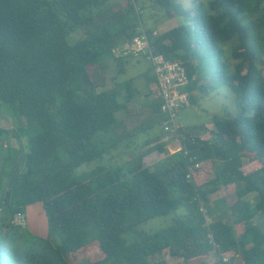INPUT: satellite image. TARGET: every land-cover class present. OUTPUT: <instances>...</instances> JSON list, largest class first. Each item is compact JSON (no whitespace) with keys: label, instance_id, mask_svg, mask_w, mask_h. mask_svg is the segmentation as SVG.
I'll list each match as a JSON object with an SVG mask.
<instances>
[{"label":"trees","instance_id":"1","mask_svg":"<svg viewBox=\"0 0 264 264\" xmlns=\"http://www.w3.org/2000/svg\"><path fill=\"white\" fill-rule=\"evenodd\" d=\"M132 1H141L138 14L142 0ZM109 3L0 0V105L23 119L11 131L27 145L2 159L9 166L0 171L9 179L0 198L6 264H72L67 255L93 242L104 255L79 264H166L155 258L165 249L181 264L210 251L217 264H225L223 257L232 264H264V229L253 222L264 216V0H193L191 11L174 0H154L165 17L184 20L157 35L142 24H123L125 11L134 10L130 0L123 14L106 20L114 13ZM100 15L99 27L72 40ZM142 34L153 55L182 62L190 98L195 89L225 86L239 110L213 116L208 139L183 134L181 149L153 168L143 158L163 148L146 147L150 140L123 164L105 165V157H114L116 143L108 140L126 106L119 98L123 92L129 101L134 93L130 79L101 87L93 69L111 58L123 73L126 57L140 54L131 46ZM152 80L155 85L154 72ZM249 160L261 166L244 173ZM196 161L213 167V177L200 185L186 177ZM84 164L92 167L76 172ZM229 183L236 186L231 219L207 221L214 209L208 194ZM250 193L254 202L246 198ZM35 203L44 210L46 237L11 222ZM170 214V222L152 232L140 227ZM22 232L28 236L20 244Z\"/></svg>","mask_w":264,"mask_h":264},{"label":"rangeland","instance_id":"2","mask_svg":"<svg viewBox=\"0 0 264 264\" xmlns=\"http://www.w3.org/2000/svg\"><path fill=\"white\" fill-rule=\"evenodd\" d=\"M127 1L129 0H110V7L114 10V13L110 16L104 17L106 20H112V17H116L120 14H123L128 7ZM181 5L182 8L186 10H190L193 5V0H174ZM143 9H139L137 14V8L140 7L141 1H137L134 5L133 1L130 0V4L133 5L134 10L128 9L125 11L123 24L134 23L137 25L142 24L144 28H151L153 34L157 35L161 32H164L171 27L183 23L184 20L181 15H175L171 18L165 17L163 11H161L158 6L154 3V0H142ZM142 8V7H141ZM191 11V10H190ZM103 15L97 16L94 18V21L86 26L85 31L77 30L73 36L72 40L81 36V34L92 32L94 29L99 27L102 23ZM151 50V49H150ZM125 62V72L120 73L117 76L118 80L130 79V91L134 94L136 92H142L146 95L150 94V86L145 81L144 85L138 86L135 85V82L142 78V76H146L148 80H152L153 78V68L151 66V62L148 58H145L142 54H138L134 57H126ZM108 64V63H105ZM103 65L99 66V69L102 68ZM264 74V70H263ZM141 76V77H140ZM207 83V81L205 82ZM239 110L238 103L234 97V94L225 86H218L216 88H208L207 92L200 91L195 89L193 92V96L191 98L190 104L183 106L179 109L177 114V121L181 123L182 131L179 136L169 135L163 132L161 118L154 117V119L150 122H142L139 124L137 120L142 118V116H134L128 118L126 120V116H123L122 112L118 113V117L122 118L121 123L118 124L113 130V137L108 140L109 145H113V141L116 143L114 148H112V153L114 157L109 158L105 157L102 161L105 165L115 164H123V159L133 158L140 148L143 147L145 141L150 140L152 143L151 146H154L158 143H162L163 151L154 150L148 155L144 156L143 164L150 168H153L154 165L163 160L166 155L176 152L181 147V140L184 138V135L189 138L193 136H198L199 138L208 139L210 137L209 130L213 128V116L219 115L222 116L224 114L234 115ZM18 117L12 114L9 108L0 105V128L1 126H11V124L15 126H19L17 123ZM133 123L132 128L127 126ZM205 127V129L203 128ZM12 133L13 131H9V133H5L4 131L0 132V171L1 165L2 170H6L8 166V159H4L7 156H10L12 153L11 141H12ZM118 134V135H117ZM184 134V135H183ZM200 135V136H199ZM157 137H160L157 141H154ZM186 138V139H187ZM22 139V138H21ZM24 139V138H23ZM154 141V142H153ZM26 145V143H24ZM27 146V145H26ZM149 147V146H148ZM98 163L102 164L101 161ZM10 165V164H9ZM261 166V163L257 160H249L243 165V170L245 172L252 171L254 169H258ZM92 165L86 166L81 165L76 168V172H82L85 169H89ZM7 173V172H6ZM4 173L0 175V198L4 195L5 190L8 188V175ZM194 182L197 185L203 184L209 179L213 177V167L210 161H202L199 170L194 172ZM192 176V177H193ZM225 186L223 190L220 192L215 190L209 193V204L214 207L213 214L211 216H206L207 221H212L218 218H228L231 219L230 216V208L229 206L236 200L235 194V185H220L219 188ZM218 188V189H219ZM217 191V192H216ZM246 198L250 199L252 202L255 201V193H250L246 196ZM22 211L26 214V209L23 208ZM21 211V212H22ZM181 211L178 210L177 213ZM203 211H205L203 209ZM173 214L167 216H157L151 218L141 224L140 227L146 230L147 232H152L162 226H165ZM27 216V214H26ZM33 222H40L45 225V218H40L34 220ZM253 222L260 226L261 229H264V216L257 215ZM42 226V225H41ZM39 226V228H41ZM26 230L31 232V228L29 226V222L24 226ZM38 228V229H39ZM42 230V229H41ZM28 234L22 232V237L18 239V242L22 244L23 239H27ZM22 247V246H21ZM224 254V253H223ZM104 254L99 249V246L96 242L89 244L86 247L80 248L79 250L68 254L67 258L72 264H79L84 262L85 260H97L100 259ZM232 254H226L225 256H231ZM156 260H164L166 264H176L182 261V258L171 256L168 251L165 249L160 254L156 255ZM5 258L2 255L0 249V264H6ZM218 256L214 251H210L204 254L202 257L191 258L188 261V264H217ZM225 264H232L226 257Z\"/></svg>","mask_w":264,"mask_h":264},{"label":"built area","instance_id":"3","mask_svg":"<svg viewBox=\"0 0 264 264\" xmlns=\"http://www.w3.org/2000/svg\"><path fill=\"white\" fill-rule=\"evenodd\" d=\"M131 49H133L135 54L145 55L152 64L153 72L156 76L154 95L159 102L158 110L161 115L163 132L179 136L182 126L176 119L177 114L181 107L190 104V95L192 94V91L186 89L189 78L185 66L179 60L169 61L161 55H153L145 34L135 38ZM200 164V161L188 164L186 177L192 178ZM11 222L24 227L27 225V217L24 213L18 211L14 214ZM222 260L225 261L226 257H223Z\"/></svg>","mask_w":264,"mask_h":264},{"label":"crops","instance_id":"4","mask_svg":"<svg viewBox=\"0 0 264 264\" xmlns=\"http://www.w3.org/2000/svg\"><path fill=\"white\" fill-rule=\"evenodd\" d=\"M105 63H108V64H105ZM101 65H103V66L101 69H99V66H101ZM118 73H119V67L116 64L115 60H113L111 58H107L101 64L97 65L93 69V78L97 81V83L101 87L108 88L116 80H118L117 79ZM145 81L150 86V88H149L150 94L146 93V95H145L139 91V92H136L129 101H125V98H124L125 93L122 92V94L119 98L121 102H125V104H126L124 110L120 111V112H122L123 116H126V118H125L126 120H128V118H130V117L140 116V115L142 116V118H139L137 120V123H134V124H139V123L148 122V121L151 122L154 119V117H158V119L161 118V115L158 112V110L154 111V105L157 102V99L155 98V95H154V92H155L154 81L153 80L149 81L146 76H142V78H139L135 82V85H138V86L144 85ZM121 120H122V118L120 119V123H121ZM17 123L19 125H22L24 123V121H23V119L18 118ZM121 124H123V123H121ZM134 124L133 123H131V125L128 124L127 126H130V127H126V128H132ZM16 127H18V126L11 124V126H8L7 128H9L11 130L12 128H16ZM23 138L24 137L21 136L18 139L15 136H12L11 148L14 149V151H17L20 148L22 149L23 144L25 143V138L24 139ZM159 138L160 137H157L156 139H154V141H157ZM0 143H2V142H0ZM151 143L152 142L150 141L146 147H148V146L150 147ZM158 144L162 145V143H158ZM2 145H3V143H2ZM170 154H172V153H170ZM170 154H168V155H170ZM19 156H21V153L19 154ZM204 162H206V161H204ZM244 173H245V171H244ZM230 184L235 185L234 183H229L227 185H230ZM223 188H225V186H222L221 188L217 189V191L220 192L221 190H223ZM25 209L27 212L26 213L27 214V216H26L27 222H29V226L31 228V234L39 236V237H46V235H47V224L45 223V225H43L41 222H40V224H37V222H33L34 220H37L40 218H45V214H44L42 204L41 203L30 204V205H27L25 207ZM22 213H24V212H22ZM0 215H1V213H0ZM45 220H46V218H45ZM39 226H41V228H39Z\"/></svg>","mask_w":264,"mask_h":264}]
</instances>
